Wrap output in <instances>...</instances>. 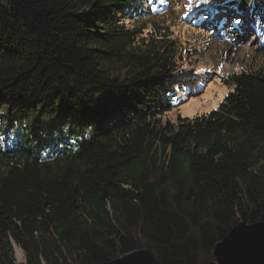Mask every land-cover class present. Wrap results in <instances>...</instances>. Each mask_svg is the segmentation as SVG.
I'll use <instances>...</instances> for the list:
<instances>
[{
    "label": "trees",
    "instance_id": "trees-1",
    "mask_svg": "<svg viewBox=\"0 0 264 264\" xmlns=\"http://www.w3.org/2000/svg\"><path fill=\"white\" fill-rule=\"evenodd\" d=\"M201 1L221 31L264 17ZM189 3L0 0V264H217L233 226L264 220V69L189 68L149 23ZM210 17L188 25L215 35ZM211 79L230 87L216 108L164 119Z\"/></svg>",
    "mask_w": 264,
    "mask_h": 264
},
{
    "label": "rangeland",
    "instance_id": "rangeland-1",
    "mask_svg": "<svg viewBox=\"0 0 264 264\" xmlns=\"http://www.w3.org/2000/svg\"><path fill=\"white\" fill-rule=\"evenodd\" d=\"M225 2L220 6H225ZM253 6L254 4H252V8ZM208 7L209 5L201 0H192V3L181 8H173L170 4L168 6L157 4L151 10L149 23L152 24L155 21L163 27H168L177 45V53L184 52V58L187 63L189 62V68H199L206 73L213 71L220 75L250 68L264 69V17L257 16L256 25L248 23L247 18L237 25V29L226 31L225 28L224 31H221L217 26L219 20L214 21L217 17H210L209 13L205 11ZM200 14L205 18L210 17L206 22L214 24L217 34H209L207 31H200L199 26L194 28L188 25L189 21L195 20ZM141 22L142 20H138L135 23L139 25ZM249 27L252 28V31L248 34ZM212 79L207 82L202 92L189 97L180 107L167 112L164 119L177 122L179 115L194 116L216 108L230 87L219 80ZM143 239L144 236H141V240ZM15 257L18 263H26L23 250L19 251L15 248ZM20 258L23 261H20ZM213 261L215 262L214 259Z\"/></svg>",
    "mask_w": 264,
    "mask_h": 264
},
{
    "label": "water",
    "instance_id": "water-1",
    "mask_svg": "<svg viewBox=\"0 0 264 264\" xmlns=\"http://www.w3.org/2000/svg\"><path fill=\"white\" fill-rule=\"evenodd\" d=\"M212 257L217 264H264V220L237 223L216 243ZM95 264L161 263L149 249L141 248Z\"/></svg>",
    "mask_w": 264,
    "mask_h": 264
}]
</instances>
